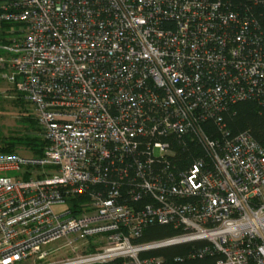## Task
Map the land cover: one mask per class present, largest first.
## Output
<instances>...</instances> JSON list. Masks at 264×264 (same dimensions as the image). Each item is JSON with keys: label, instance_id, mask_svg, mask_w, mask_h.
Segmentation results:
<instances>
[{"label": "built area", "instance_id": "1", "mask_svg": "<svg viewBox=\"0 0 264 264\" xmlns=\"http://www.w3.org/2000/svg\"><path fill=\"white\" fill-rule=\"evenodd\" d=\"M263 11L0 0V80L48 141L43 155L0 151V264H156L144 254L195 241L190 256L264 264V148L223 120L240 100L264 105ZM152 224L178 233L139 241ZM58 241L76 255L47 261Z\"/></svg>", "mask_w": 264, "mask_h": 264}, {"label": "trees", "instance_id": "2", "mask_svg": "<svg viewBox=\"0 0 264 264\" xmlns=\"http://www.w3.org/2000/svg\"><path fill=\"white\" fill-rule=\"evenodd\" d=\"M260 17V20L264 25V11L261 13ZM223 120L233 135L241 132H248L264 148L263 104H260L251 99L240 100L223 113ZM35 122L41 130V127L39 126L36 119ZM207 126L209 127V131L212 136H217L219 134L217 126L213 121L209 122ZM43 140L44 142L42 141L41 143H39V138L37 137H25V141L27 142V144H32L33 148L36 150L35 153H37L38 155L43 152L45 147L44 145L48 144V141L46 139ZM0 151L15 152V150L11 149L10 147H0ZM176 233H178V230L174 229L172 225L152 224L148 225L144 229L142 236L139 238V241L161 239L172 236ZM206 243V241L179 243L154 249L144 255L150 254L162 257V261L156 264H216V261L219 257L216 254L206 255L202 257L190 256L198 248L202 247Z\"/></svg>", "mask_w": 264, "mask_h": 264}, {"label": "rangeland", "instance_id": "3", "mask_svg": "<svg viewBox=\"0 0 264 264\" xmlns=\"http://www.w3.org/2000/svg\"><path fill=\"white\" fill-rule=\"evenodd\" d=\"M7 27L8 25H0V42L3 39L1 33ZM18 98L17 94L9 88V84L0 80V147H10L24 155H38L35 153L36 150L32 144L29 145L25 141L26 136H31L39 138V143L44 142L41 130L35 122L33 106L24 98ZM44 146V150L40 155L45 152L47 145ZM69 206V204H66L62 207L68 208ZM62 207L57 206L56 209L60 210ZM61 242L58 241L48 246V248H53L54 251L46 259L47 261L60 260L66 257L72 258L76 255L69 247H61L57 250ZM94 248V245L89 246V250Z\"/></svg>", "mask_w": 264, "mask_h": 264}]
</instances>
